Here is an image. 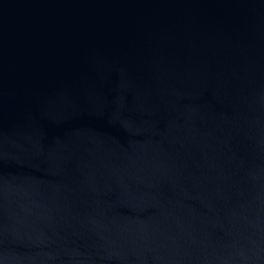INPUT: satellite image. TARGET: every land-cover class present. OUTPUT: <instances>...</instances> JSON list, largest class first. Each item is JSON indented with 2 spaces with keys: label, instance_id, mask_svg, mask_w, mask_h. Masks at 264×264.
Instances as JSON below:
<instances>
[{
  "label": "water",
  "instance_id": "water-1",
  "mask_svg": "<svg viewBox=\"0 0 264 264\" xmlns=\"http://www.w3.org/2000/svg\"><path fill=\"white\" fill-rule=\"evenodd\" d=\"M0 264H264V0H0Z\"/></svg>",
  "mask_w": 264,
  "mask_h": 264
}]
</instances>
